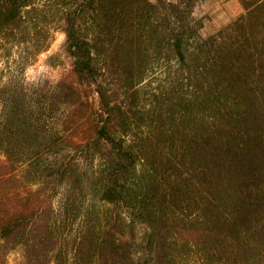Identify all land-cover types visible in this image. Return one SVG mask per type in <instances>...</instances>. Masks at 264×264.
I'll return each mask as SVG.
<instances>
[{
    "label": "trees",
    "instance_id": "1",
    "mask_svg": "<svg viewBox=\"0 0 264 264\" xmlns=\"http://www.w3.org/2000/svg\"><path fill=\"white\" fill-rule=\"evenodd\" d=\"M197 2L0 0V264H264V0Z\"/></svg>",
    "mask_w": 264,
    "mask_h": 264
},
{
    "label": "rangeland",
    "instance_id": "2",
    "mask_svg": "<svg viewBox=\"0 0 264 264\" xmlns=\"http://www.w3.org/2000/svg\"><path fill=\"white\" fill-rule=\"evenodd\" d=\"M150 1L155 2V0ZM207 1L209 0H198L193 11L194 17L203 21V27L200 31L202 37H208L217 31L209 28V26L204 27V22H206L208 17L206 15H201L200 6ZM52 24L50 26V13L45 17V22H42V17L39 16V14H37L35 20L33 21L32 27H36V31H38L39 27H44L47 29L48 35H52V39L49 41L50 44L48 49L39 54L34 63L26 68L25 77L29 82H55L69 69L70 59L62 50L64 35L58 24ZM50 30L52 31L50 32ZM4 261L6 264H22L23 252L21 247L16 246L6 250L4 253Z\"/></svg>",
    "mask_w": 264,
    "mask_h": 264
},
{
    "label": "crops",
    "instance_id": "3",
    "mask_svg": "<svg viewBox=\"0 0 264 264\" xmlns=\"http://www.w3.org/2000/svg\"><path fill=\"white\" fill-rule=\"evenodd\" d=\"M200 9L201 15L208 17L204 27L209 26L214 30H218L243 12L239 0H209L202 4Z\"/></svg>",
    "mask_w": 264,
    "mask_h": 264
}]
</instances>
